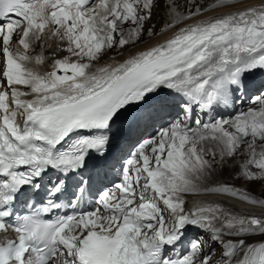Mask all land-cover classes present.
Wrapping results in <instances>:
<instances>
[{"label":"snow or ice","instance_id":"1","mask_svg":"<svg viewBox=\"0 0 264 264\" xmlns=\"http://www.w3.org/2000/svg\"><path fill=\"white\" fill-rule=\"evenodd\" d=\"M234 3L0 0V264H233L238 250L235 264H264V244L223 239L264 234V218L218 203L185 211L201 191L264 208L227 183L204 187L240 154L234 178L264 190V3L196 19ZM157 9L160 32L175 31L124 56L159 34ZM110 52L123 58L101 63ZM245 96L247 110L223 118ZM93 175L101 187L78 210Z\"/></svg>","mask_w":264,"mask_h":264},{"label":"bare ground","instance_id":"2","mask_svg":"<svg viewBox=\"0 0 264 264\" xmlns=\"http://www.w3.org/2000/svg\"><path fill=\"white\" fill-rule=\"evenodd\" d=\"M180 1H182L184 3V0H178L179 3H181ZM205 2H206V0H205ZM212 3H215V0H211L210 4H212ZM262 3H264V0H236V3H234L231 8L225 7V8H220V9H216V10H210L207 13H203L201 16L197 17L196 19H206L207 17L217 15L218 13L236 11V10L243 9V8H245L247 6H257L258 7ZM210 4L207 3V5H210ZM207 5H205V6H207ZM156 12H157V10H156ZM156 12L154 11V15H153V19L151 20L152 21L151 23H153V22L156 23L157 22L158 26H159L160 23L162 21H164L166 18L165 17L164 18L160 17V19H158V16H157ZM193 22L194 21H192V20L187 21V23H193ZM181 26H183V25H181ZM163 27H160L156 31L159 34L153 36L151 38V40L146 38L143 43L136 45L135 47L129 49L128 51L126 50L127 52H124V56H127L129 51H134L136 49L143 50L144 48H146L149 45H154V44H156L158 42H162L164 39H166L167 37H170L172 35V31H175V29H173L172 31L160 32V29L163 28ZM17 39H18V37H17ZM42 43H44V54L46 56H51V51L52 50L47 49L49 47V46H47V43H49V42L48 41H44ZM37 46H39V44H37ZM61 54L65 55L66 53H60V55ZM122 58L123 57L117 56L113 52L112 55H109L106 60H104L105 59V57H104V59L101 61V63H111V62H113V60H121ZM30 66H32V65H30ZM38 70L43 72V71L50 70V69H48L47 65L45 64V65H42V66H38ZM245 110H247V109H245ZM237 166H238V164L236 166H234V167H231L230 165H227L228 170L231 172V174L237 172ZM216 168H217L216 173L211 177L212 179H210L209 182H207L204 185V187L215 186V184L212 183V181L223 183L222 181L225 178H229L230 177L229 174H227V173H223L222 174L220 172V166L219 165H217ZM220 197H222V196L218 195L216 193H205V192H202V191L199 194H196V195H185V197H184L185 202H186L185 211L186 212H190L194 208L203 205V202H207V204L218 203L224 209H227V210L233 211V212H237V213L240 212L239 211V208L241 207L240 205L236 206L233 203H228L226 201L221 200ZM229 206H231V207H229ZM262 210H263V212L256 213V215L263 218V216H264V208ZM245 239H248V237H245ZM216 253H217V251H216ZM216 253H215V255H217ZM213 256H214V254H213ZM217 256H218V258H216V260H219L220 259V253L219 252H218Z\"/></svg>","mask_w":264,"mask_h":264},{"label":"rangeland","instance_id":"3","mask_svg":"<svg viewBox=\"0 0 264 264\" xmlns=\"http://www.w3.org/2000/svg\"><path fill=\"white\" fill-rule=\"evenodd\" d=\"M198 1H199L198 2L199 4L204 5V6L207 5V3L208 4L211 3V0H206V2H205V0H198ZM180 2H181V4H183L182 1H180ZM154 11L156 12V10H154ZM156 13H157L158 19H160V17H163V18L165 17V12L162 9H157ZM151 22H152L151 20L148 21V26H154L155 31H157L160 27L164 26L163 22H161L159 26H158L157 22L156 23L155 22L151 23ZM49 45H50V42L47 43V46H49ZM131 48L132 47H129L128 50ZM47 49L52 50L50 46ZM40 51H41L40 45L39 46L36 45L35 50L31 54L36 55ZM112 53L110 52L107 56H105L104 60H106L109 55H112ZM62 55L63 54H61V56ZM217 159H219V157H217ZM242 162H243V157L240 154H237V156L234 159H230L228 161V165H230L231 167H234L237 164L239 165ZM235 176H236V173H232L229 178H225L222 182L227 183V184H229L235 188H238L242 192H246L251 197H254L256 199H264V190L261 189V185L259 183L247 182L244 179L234 178ZM210 179H212V178L210 177ZM203 205H207V202H203ZM229 207H231V206H229ZM263 218H264V216H263ZM227 237H229L230 238L229 240H231L234 243H238L240 240H244L246 246L250 245L252 243H255L258 240H264V234H253V235L249 236L248 239H245L244 236H227ZM216 251H217V253H216ZM243 251L244 250H238L236 252L235 257L233 258V264H235V262L243 256ZM218 252H219L218 249H216V248L213 249V251H212V256L214 254L213 259L216 260V258H218V256H217ZM215 253L217 255H215Z\"/></svg>","mask_w":264,"mask_h":264}]
</instances>
